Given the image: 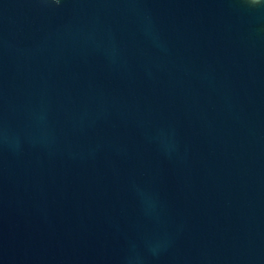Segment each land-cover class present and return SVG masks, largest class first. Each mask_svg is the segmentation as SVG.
<instances>
[{
  "label": "water",
  "instance_id": "95a60500",
  "mask_svg": "<svg viewBox=\"0 0 264 264\" xmlns=\"http://www.w3.org/2000/svg\"><path fill=\"white\" fill-rule=\"evenodd\" d=\"M0 264H264V0H0Z\"/></svg>",
  "mask_w": 264,
  "mask_h": 264
}]
</instances>
